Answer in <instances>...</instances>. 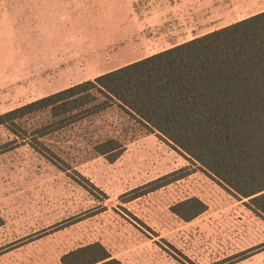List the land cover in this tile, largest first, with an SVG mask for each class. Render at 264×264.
<instances>
[{"label": "rangeland", "instance_id": "rangeland-1", "mask_svg": "<svg viewBox=\"0 0 264 264\" xmlns=\"http://www.w3.org/2000/svg\"><path fill=\"white\" fill-rule=\"evenodd\" d=\"M261 11L264 0H0V115ZM109 137L124 147L113 162L93 151ZM14 139L0 127V264H61L93 243L123 264H264V221L118 111L44 139L66 170ZM192 198L203 214L172 212Z\"/></svg>", "mask_w": 264, "mask_h": 264}, {"label": "trees", "instance_id": "trees-1", "mask_svg": "<svg viewBox=\"0 0 264 264\" xmlns=\"http://www.w3.org/2000/svg\"><path fill=\"white\" fill-rule=\"evenodd\" d=\"M110 111L168 144L264 221V11L3 113L0 127L66 170L44 139ZM123 149L114 137L93 145L110 162ZM188 168L147 192L192 174ZM206 210L198 198L172 208L185 221ZM61 264L123 263L94 243Z\"/></svg>", "mask_w": 264, "mask_h": 264}, {"label": "crops", "instance_id": "crops-1", "mask_svg": "<svg viewBox=\"0 0 264 264\" xmlns=\"http://www.w3.org/2000/svg\"><path fill=\"white\" fill-rule=\"evenodd\" d=\"M68 88V87H67ZM64 89H66V88H63L62 90H64ZM59 91H61V90H59ZM56 92H58V91H56ZM56 92H54V93H56ZM53 94V93H52ZM48 95H51V94H48ZM48 95H46V96H48ZM45 97V96H44ZM94 244V243H93ZM100 244V243H99ZM89 245H91V244H89ZM102 245V244H101ZM88 246V245H87ZM103 246V245H102ZM82 247H85V246H82ZM82 247H80V248H82ZM104 247V246H103ZM105 248V247H104ZM78 249V248H77ZM106 249V248H105ZM76 250V249H75ZM107 250V249H106ZM72 251H74V250H72ZM72 251H70V252H72ZM108 251V250H107ZM70 252H68V253H70ZM68 253H66V254H68ZM65 254V255H66ZM110 254V253H109ZM111 255V254H110ZM112 256V255H111ZM113 258V257H112Z\"/></svg>", "mask_w": 264, "mask_h": 264}]
</instances>
